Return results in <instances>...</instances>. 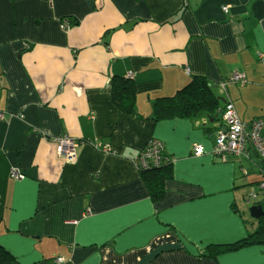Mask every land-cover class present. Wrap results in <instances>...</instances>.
<instances>
[{"label":"crops","instance_id":"crops-1","mask_svg":"<svg viewBox=\"0 0 264 264\" xmlns=\"http://www.w3.org/2000/svg\"><path fill=\"white\" fill-rule=\"evenodd\" d=\"M237 72L245 82L223 87ZM195 77L243 122L264 117V0H0V246L15 264H264V246L199 256L258 223L237 192L247 158L213 153L226 127L153 120L155 101ZM114 78L132 80L134 114L116 106ZM151 140L175 158L158 203L136 162Z\"/></svg>","mask_w":264,"mask_h":264},{"label":"trees","instance_id":"trees-1","mask_svg":"<svg viewBox=\"0 0 264 264\" xmlns=\"http://www.w3.org/2000/svg\"><path fill=\"white\" fill-rule=\"evenodd\" d=\"M65 20H67L70 25L69 20L64 19L63 21ZM128 79L129 78L113 79V100L120 110L126 111L129 114H134L137 93L132 80ZM227 104L228 102H226V105ZM226 105L224 107L221 106L220 100L213 90V85L207 78L195 77L175 96L160 98L155 101L153 120L155 122L173 120L176 118L193 120L200 115L206 114L210 116L214 122L213 124H215V127H210L209 124H203L202 126L204 133L210 136L223 127H226V123L223 120ZM144 150L145 149H143L141 153ZM251 152H254L257 157L263 160L252 146L247 147L246 155L242 156L249 160ZM174 162L175 158L170 156L165 149H162L158 164H156L155 161H151L146 168L139 165L141 178L147 186L154 203L163 201L166 196L165 185L174 178ZM263 182L264 180H260L254 183L258 186V193L255 194L256 199H258V195L264 194V190L261 188ZM250 199L252 198L250 197ZM254 205H260L264 211V199L256 202ZM257 223V229L245 239L228 245L208 246L199 256L201 258L216 260L221 256L235 253L246 248L264 246V216L257 220ZM16 262V258L9 251L0 246V264H15Z\"/></svg>","mask_w":264,"mask_h":264},{"label":"built area","instance_id":"built-area-1","mask_svg":"<svg viewBox=\"0 0 264 264\" xmlns=\"http://www.w3.org/2000/svg\"><path fill=\"white\" fill-rule=\"evenodd\" d=\"M225 13H228V8H223ZM63 27L70 28L67 20L63 21ZM133 77V76H129ZM245 76L241 73H234L230 79L223 83V87L226 88L228 83H244ZM223 120L226 123V130L221 131L215 140L213 146V153L217 156L225 155H246L247 147L252 146L258 152L259 156L264 160V117L258 118L252 122H243L232 102H228L225 107ZM77 144L69 137H64L58 142V154L67 162H73L75 159V149ZM145 150L137 159V165L146 168L151 161H155L156 164L160 161V154L163 148V144L158 140H151L144 148ZM204 149L201 146L195 147V154L197 156L203 155ZM13 179H22L23 175L20 170H13ZM261 188L264 190V182ZM252 199H256V195L250 196ZM62 259H57L55 262L59 263Z\"/></svg>","mask_w":264,"mask_h":264},{"label":"rangeland","instance_id":"rangeland-1","mask_svg":"<svg viewBox=\"0 0 264 264\" xmlns=\"http://www.w3.org/2000/svg\"><path fill=\"white\" fill-rule=\"evenodd\" d=\"M251 157H252V161L246 160V162L244 163L247 168L246 175L250 176L249 179L246 181V183H249V184H246L244 187L238 189L237 192H238V196H239V200L241 201V204L244 205L247 209L246 210L247 218L249 219L250 222H254V220L251 218L252 217L251 208L254 206L256 202H259L264 199V194L262 193L258 195L257 197L258 199H250V196L252 194L258 193V186L254 184L255 183L254 181H260L261 178L262 180H264V162L259 157H257L254 154V152H251ZM241 161L243 160L241 159ZM243 177L245 176H242L241 179H243ZM241 181L243 183V181L245 180H241Z\"/></svg>","mask_w":264,"mask_h":264},{"label":"water","instance_id":"water-1","mask_svg":"<svg viewBox=\"0 0 264 264\" xmlns=\"http://www.w3.org/2000/svg\"><path fill=\"white\" fill-rule=\"evenodd\" d=\"M251 216L255 220H259L262 216H264V211L260 205L253 206L251 208Z\"/></svg>","mask_w":264,"mask_h":264}]
</instances>
